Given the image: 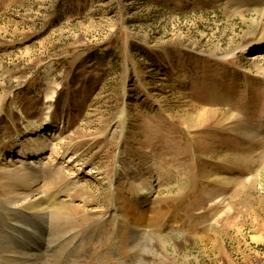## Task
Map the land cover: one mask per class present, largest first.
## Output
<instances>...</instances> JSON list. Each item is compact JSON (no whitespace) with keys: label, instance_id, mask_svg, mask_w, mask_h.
I'll return each instance as SVG.
<instances>
[{"label":"rangeland","instance_id":"374dc122","mask_svg":"<svg viewBox=\"0 0 264 264\" xmlns=\"http://www.w3.org/2000/svg\"><path fill=\"white\" fill-rule=\"evenodd\" d=\"M15 235L29 264H264V0H0L5 263Z\"/></svg>","mask_w":264,"mask_h":264},{"label":"bare ground","instance_id":"6f19581e","mask_svg":"<svg viewBox=\"0 0 264 264\" xmlns=\"http://www.w3.org/2000/svg\"><path fill=\"white\" fill-rule=\"evenodd\" d=\"M261 11V10H260ZM53 95V94H52ZM52 100V97H50V101ZM51 107H52V105H50V106H47V109H51ZM212 111L211 110H208V109H198V121H206V120H208V118H209V116H210V114H212L211 113ZM49 111H48V114H46V121L47 122H50L51 121V118H49ZM44 120H45V118H44ZM35 206V205H34ZM33 209H35V211H46L47 212V208L46 207H44V206H42L41 204H39V205H37V206H35V207H32ZM52 209V208H51ZM50 211V210H49ZM28 232H30V231H28ZM161 239V238H160ZM19 239H18V237L15 235L13 238H9L8 239V241L6 242L5 241V243H7V246L8 247H6L7 249H8V251H11L12 253H14V260H15V262H14V264H29L27 261V259H29L30 258V256H31V253H28V252H24L22 249V247L21 246H18L17 245V241H18ZM61 242V241H60ZM163 242V241H162ZM0 246H1V243H0ZM6 246V245H5ZM37 247H41L40 245H38V246H34V250L37 248ZM6 248H4V249H6ZM25 248V247H24ZM58 248V247H57ZM74 249H75V246L74 245H71L70 246V249H69V253H72L73 251H74ZM11 254V253H10ZM68 254V253H67ZM67 254L65 255V256H67ZM25 255H27V259L26 258H24V256ZM42 255V254H41ZM11 256H12V254H11ZM12 257V258H13ZM31 257H34V256H31ZM44 257V256H43ZM8 258H9V256H8ZM7 258V256H6V260H7V263H5L4 261H3V259H2V257H0V261L2 262V263H4V264H9V262H8V259ZM66 258V257H65ZM66 260V259H65ZM2 263H0V264H2ZM13 263V262H12ZM31 264V263H30Z\"/></svg>","mask_w":264,"mask_h":264}]
</instances>
